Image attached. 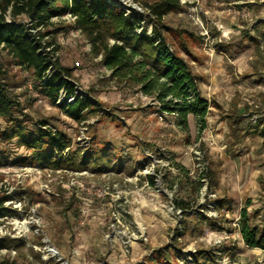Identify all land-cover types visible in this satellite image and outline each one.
<instances>
[{
	"label": "rangeland",
	"instance_id": "1",
	"mask_svg": "<svg viewBox=\"0 0 264 264\" xmlns=\"http://www.w3.org/2000/svg\"><path fill=\"white\" fill-rule=\"evenodd\" d=\"M156 1L119 2L140 12L152 33L157 23L149 6ZM180 2L164 17L169 29L161 31L198 76L209 102L203 129L192 114L184 129L174 113L159 111L158 99L112 77L72 20H53V27L41 30H58L47 40L54 39L57 58L72 69L77 96L101 105L85 121L40 92L32 69L0 52L21 115L34 119L29 126L48 119L72 139L67 153L78 149L81 157L111 149L99 153L107 169H95L96 163L43 168L24 161L31 150L0 141V195L13 196L5 203L11 214L0 218V240L9 245L0 250L1 259L264 264V251L249 247L240 234L245 211L252 224L264 225V0ZM12 11L6 10L9 19L30 23L27 15ZM0 124L6 126L1 118ZM144 230L148 241L131 242Z\"/></svg>",
	"mask_w": 264,
	"mask_h": 264
},
{
	"label": "trees",
	"instance_id": "2",
	"mask_svg": "<svg viewBox=\"0 0 264 264\" xmlns=\"http://www.w3.org/2000/svg\"><path fill=\"white\" fill-rule=\"evenodd\" d=\"M113 1L0 0V52L7 51L17 65L32 69L40 92L76 121H85L99 112L101 105L87 97L77 96L76 86L71 80L72 69L62 65L57 58L54 39H45L50 32L58 30H41L55 25L53 17L71 13L76 16V28L86 34L91 42L92 57L101 55V63L112 70V77L137 87L146 96L158 99L161 103L159 111L163 114L174 113L177 123L184 129L189 125L191 114L200 120L202 129L206 128L209 102L201 94L198 76L161 31V28L169 29L163 23L164 17L181 7L180 0H157L149 6L157 23L152 33H148L145 25H142L140 12L132 6H121L120 2L114 5ZM10 6L14 15H27L32 24L8 21L6 10ZM138 29L141 31L138 32ZM52 45L55 48L48 49ZM185 47L187 50L188 47ZM50 68L52 71L48 74ZM5 75L6 70L0 64V118L6 122L4 128L0 124V141L14 142L19 147L31 150L24 161L43 168L83 169L92 163H96L95 169L106 168L100 165L99 153L109 152L110 147L81 157L78 149L67 153L72 139L67 133L54 129L48 119L36 120L33 127L29 126L28 123L34 119L27 114L21 115V106L8 89ZM62 90L65 92L64 101L76 97L74 101L67 105L64 101L58 103ZM3 153L0 152L1 155ZM102 162L106 163V160ZM12 197L10 194L0 195V218L11 214L12 208L5 203ZM223 202L219 200L218 204ZM179 206L187 207L184 202ZM240 234L249 247L264 251V225L252 224L246 211L241 220ZM7 247L9 245L0 240V250ZM0 264L17 263L10 258H0Z\"/></svg>",
	"mask_w": 264,
	"mask_h": 264
},
{
	"label": "built area",
	"instance_id": "3",
	"mask_svg": "<svg viewBox=\"0 0 264 264\" xmlns=\"http://www.w3.org/2000/svg\"><path fill=\"white\" fill-rule=\"evenodd\" d=\"M119 1H120V0H114L112 3H113L114 5H116ZM6 13H7V12H6ZM6 18H7L8 21H14L16 24L19 23V22L15 21V20L9 19V18L7 17V14H6ZM28 18H29V17H28ZM61 18H66V19L72 20L74 23H75V20H76V16L72 15L71 13H67V14H65V15H61V16L53 17V18H52V21H53V20H59V19H61ZM29 19H30V18H29ZM25 23H26V22H25ZM27 24H28V25L32 24V20L30 19V23L27 22ZM38 29H41V27L38 28ZM77 29H78V28H77ZM78 30H79V29H78ZM138 32H140V29H138ZM53 35H54V33L50 32L48 35L45 36V39L47 40V38H50V37H52ZM51 40H52V39H51ZM51 40H49V41H51ZM47 41H48V40H47ZM52 48H55V45L50 46L48 49H52ZM77 64H79V62H77ZM51 71H52V68H50V69L48 70V74H50ZM64 98H65V92L62 90V91L60 92V97H59V99H58V103L61 102ZM74 98H75V97H69V98H68V101L71 102V101H73ZM40 167H41V166H40ZM104 191L106 192V188H105ZM144 229H145V228H144ZM138 231H140V230H138ZM144 231H145V232H139L138 234H133V239H131V242H133V240L148 241V237L146 236V230H144Z\"/></svg>",
	"mask_w": 264,
	"mask_h": 264
}]
</instances>
